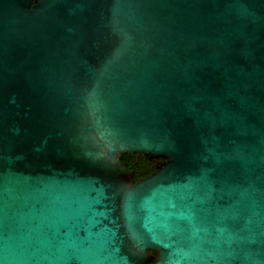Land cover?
<instances>
[{
	"label": "water",
	"instance_id": "obj_1",
	"mask_svg": "<svg viewBox=\"0 0 264 264\" xmlns=\"http://www.w3.org/2000/svg\"><path fill=\"white\" fill-rule=\"evenodd\" d=\"M0 264H264V0H0Z\"/></svg>",
	"mask_w": 264,
	"mask_h": 264
},
{
	"label": "trees",
	"instance_id": "obj_2",
	"mask_svg": "<svg viewBox=\"0 0 264 264\" xmlns=\"http://www.w3.org/2000/svg\"><path fill=\"white\" fill-rule=\"evenodd\" d=\"M121 159L123 162L127 164L128 169L134 170L135 182L141 178L153 174L166 161V159L164 158L151 159L143 154L142 155L124 154L121 157ZM152 254H155L156 257L158 258V252H152Z\"/></svg>",
	"mask_w": 264,
	"mask_h": 264
}]
</instances>
